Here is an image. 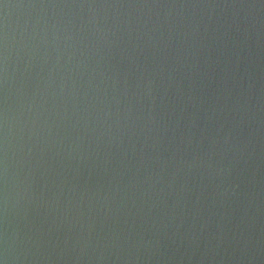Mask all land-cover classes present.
<instances>
[{
    "label": "water",
    "instance_id": "obj_1",
    "mask_svg": "<svg viewBox=\"0 0 264 264\" xmlns=\"http://www.w3.org/2000/svg\"><path fill=\"white\" fill-rule=\"evenodd\" d=\"M0 264H264V0H0Z\"/></svg>",
    "mask_w": 264,
    "mask_h": 264
}]
</instances>
